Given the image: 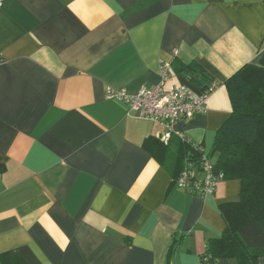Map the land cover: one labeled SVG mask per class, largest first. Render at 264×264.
<instances>
[{"label": "crops", "instance_id": "1", "mask_svg": "<svg viewBox=\"0 0 264 264\" xmlns=\"http://www.w3.org/2000/svg\"><path fill=\"white\" fill-rule=\"evenodd\" d=\"M263 55L264 0H0V264H202L241 182L179 188L185 139L212 150L227 80ZM192 61L214 90L168 144L108 96L160 83L162 63L190 85Z\"/></svg>", "mask_w": 264, "mask_h": 264}, {"label": "trees", "instance_id": "2", "mask_svg": "<svg viewBox=\"0 0 264 264\" xmlns=\"http://www.w3.org/2000/svg\"><path fill=\"white\" fill-rule=\"evenodd\" d=\"M180 71L195 89L214 87L212 76L196 62ZM226 87L232 111L209 155H216L215 170L223 181L239 180L241 191L238 201L220 205L226 229L208 241L201 263L229 258L238 264H259L258 258L264 256V55L261 65L243 66ZM188 151V162L197 163L200 148L189 144Z\"/></svg>", "mask_w": 264, "mask_h": 264}, {"label": "built area", "instance_id": "3", "mask_svg": "<svg viewBox=\"0 0 264 264\" xmlns=\"http://www.w3.org/2000/svg\"><path fill=\"white\" fill-rule=\"evenodd\" d=\"M161 75L160 83L145 85L134 94L109 89L108 96L126 103L140 117L162 123L166 131L161 135V140L168 144L175 124L207 113L206 102L214 87L198 92L190 85L174 83L176 72L169 63H162ZM185 140L196 146L190 139ZM200 151L202 154L197 163L189 161L175 183L181 189L205 197L216 193L223 176L216 172L215 162L209 153L201 148Z\"/></svg>", "mask_w": 264, "mask_h": 264}, {"label": "rangeland", "instance_id": "4", "mask_svg": "<svg viewBox=\"0 0 264 264\" xmlns=\"http://www.w3.org/2000/svg\"><path fill=\"white\" fill-rule=\"evenodd\" d=\"M212 158H213L214 161H216V155H214Z\"/></svg>", "mask_w": 264, "mask_h": 264}]
</instances>
